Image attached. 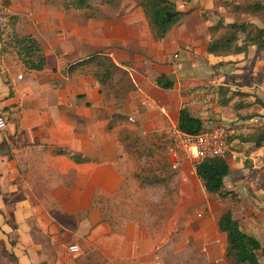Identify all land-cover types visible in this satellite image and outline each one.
I'll return each mask as SVG.
<instances>
[{
	"label": "crops",
	"instance_id": "0c3cea01",
	"mask_svg": "<svg viewBox=\"0 0 264 264\" xmlns=\"http://www.w3.org/2000/svg\"><path fill=\"white\" fill-rule=\"evenodd\" d=\"M111 1L114 10L106 11L111 3L101 1L99 9L90 3L85 12L58 10L48 0L39 14H24L32 26L39 24L24 32L40 44L42 70H27L17 56L9 62L0 44V116L6 122L0 129V264H15L11 255L19 264H169L175 248L170 232L143 234L142 220L149 217L142 214L143 197L156 189L140 177L141 162L133 156L139 146L123 131L158 143L183 106L203 129L218 124L233 135L223 178V189L232 194L206 193L192 167L205 198L196 222L204 261L221 264L225 258L217 219L230 208L240 229L259 241L264 264V141L256 146L250 140L257 128L264 130V83L259 77L258 83L240 81L249 67L264 63V50L208 53L210 19L187 20L205 14L210 0H171L188 13L160 40L138 1ZM166 78L170 88L158 84ZM219 86L229 88L227 96L247 95L221 106ZM112 100L134 101L128 120ZM236 101L248 104L235 108ZM59 148L84 160L57 154ZM182 212L190 222V203ZM72 244L79 254L70 252Z\"/></svg>",
	"mask_w": 264,
	"mask_h": 264
},
{
	"label": "rangeland",
	"instance_id": "374dc122",
	"mask_svg": "<svg viewBox=\"0 0 264 264\" xmlns=\"http://www.w3.org/2000/svg\"><path fill=\"white\" fill-rule=\"evenodd\" d=\"M46 1L48 0H0V44H2V49L4 50L3 54L6 53L9 62L12 58L15 59L14 61L17 59L20 60L13 42L14 35H27L24 31H28L31 28L37 30L39 27V24L32 26V18H28L24 14H30L31 12L33 14H39L43 10V6L46 5ZM50 1L52 4L55 2L53 6L56 5L58 10H60V7L64 10V0ZM89 1L98 8L102 0ZM137 1L139 0H136V2ZM223 1L225 0H210L208 4L209 9H206L205 14L195 12L192 17L188 18L187 23L195 24L201 20V18H204L210 19L209 24H215L219 17H223L225 21H231L232 18L240 16L245 18L250 17V20L261 25L260 18H264V16L253 17L243 14H233L230 10V6L227 8L222 4V8L219 7L218 3H222ZM234 1L235 0H226V2L230 3ZM114 5L115 2L111 3L110 6H107L106 11L114 10ZM85 12H87V10H85ZM24 17H26V19H24ZM210 34V36H212V33ZM36 41L39 44L38 40ZM255 60L256 59L250 62L251 65H254L252 63H254ZM260 72H264V63L261 66L256 65L255 68L252 66L249 67L243 79L240 80L241 83H258V77L262 83H264L262 79L264 75ZM101 75L102 72L97 76L101 77ZM114 82V79L109 82V84H111L109 90H113L115 87L116 82ZM102 87H104L105 90L108 89L103 84ZM133 102L134 101L131 100H112L113 105L120 103L121 108L126 110V114L124 115L125 120H128L127 114L129 115L131 112L130 108L134 104ZM123 132L128 135V141L136 143L137 146H139V148L135 150L137 153L133 156L135 157L136 155L139 159V163L141 162L138 167L140 177L146 179L144 181L145 184H153L151 188L156 189L151 196L148 194L143 197V204L145 207L142 214H149L147 219L144 217L142 220L141 228L143 234H168L170 232L171 238H174L175 248L173 253L169 252V264H214L204 261L202 257L203 252L199 243L196 241L198 235V225L196 222L200 217L199 211H201L202 202L205 199L202 195L201 186L192 172L193 162L199 160L191 159L181 150L178 151V155L175 159L171 157L169 154L170 143L166 133L159 134L158 143H151L148 137L140 136L137 132L129 128H124ZM227 154L228 149L226 157ZM149 179H152V182H150ZM151 198L153 200H151ZM184 203H190L191 205L190 215L192 219L190 222H184L187 214L182 212ZM168 209L169 213H167ZM172 210L175 211L172 212ZM171 214L175 216L173 228L171 227L172 222L170 221ZM164 250H166V246ZM158 262V264H165L166 261L158 260ZM221 264L232 263L224 258Z\"/></svg>",
	"mask_w": 264,
	"mask_h": 264
},
{
	"label": "trees",
	"instance_id": "16d2710c",
	"mask_svg": "<svg viewBox=\"0 0 264 264\" xmlns=\"http://www.w3.org/2000/svg\"><path fill=\"white\" fill-rule=\"evenodd\" d=\"M64 8H74L78 10H88L92 6L89 0H64ZM102 2L112 3L111 0H102ZM225 7L230 6V10L236 15L264 16V0H235L234 2L218 3ZM148 24L152 29L154 38L160 40L188 13L176 9L171 0H139ZM261 25L253 22L249 18L234 17L231 21H225L219 17L217 22L208 26L207 31L212 33L210 41L206 44V51L214 55H229L243 53L247 54L248 47L254 46L255 53L264 50V18L261 17ZM13 42L16 52L23 66L27 70H42L45 65V57L42 50L31 34L14 35ZM92 58V59H91ZM95 57H90V62ZM160 86L170 88L172 83L166 78L165 81H159ZM218 96L216 102L221 105H227L234 96H246V93L240 91L232 92L227 96L229 88L219 86L217 88ZM248 103L242 101L233 103L235 108L247 106ZM262 104V103H260ZM177 126L180 130L197 134L203 130V122L199 117L190 114L188 108L183 106L179 109ZM232 134H228L227 145L232 139ZM245 140V139H244ZM250 140L259 146L264 141L263 128H257L255 133L250 135ZM57 154H66L72 157L76 162L84 160L83 157L74 156L69 150L59 148L55 151ZM194 171L197 178L201 181L206 193L216 195L218 198H224L232 192L223 189V178L228 174L229 167L225 157L204 158L193 162ZM217 228L225 234L226 247L224 256L232 264H259L258 251L261 250L259 241L254 237L243 232L238 222L233 218L230 208L224 209L217 219ZM15 264H19L16 257L11 255Z\"/></svg>",
	"mask_w": 264,
	"mask_h": 264
},
{
	"label": "built area",
	"instance_id": "2783aa9c",
	"mask_svg": "<svg viewBox=\"0 0 264 264\" xmlns=\"http://www.w3.org/2000/svg\"><path fill=\"white\" fill-rule=\"evenodd\" d=\"M5 120L0 116V129L5 127ZM227 127L214 125L203 129L197 134H190L180 130L177 124H171L167 137L169 140V154L175 159L178 151H183L191 159H204L214 157H225L227 152V138L229 134ZM69 250L73 254H79L80 248L72 244Z\"/></svg>",
	"mask_w": 264,
	"mask_h": 264
},
{
	"label": "water",
	"instance_id": "95a60500",
	"mask_svg": "<svg viewBox=\"0 0 264 264\" xmlns=\"http://www.w3.org/2000/svg\"><path fill=\"white\" fill-rule=\"evenodd\" d=\"M168 79L171 81L172 80V77L169 76Z\"/></svg>",
	"mask_w": 264,
	"mask_h": 264
}]
</instances>
